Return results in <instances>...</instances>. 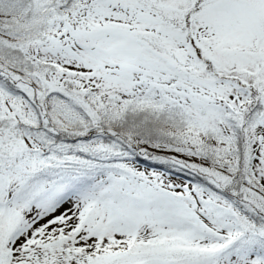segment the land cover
Here are the masks:
<instances>
[{
  "label": "snow or ice",
  "instance_id": "1",
  "mask_svg": "<svg viewBox=\"0 0 264 264\" xmlns=\"http://www.w3.org/2000/svg\"><path fill=\"white\" fill-rule=\"evenodd\" d=\"M0 264H264V0H0Z\"/></svg>",
  "mask_w": 264,
  "mask_h": 264
}]
</instances>
